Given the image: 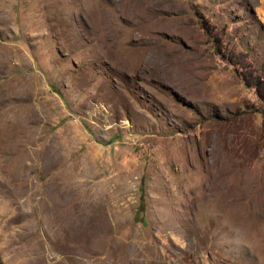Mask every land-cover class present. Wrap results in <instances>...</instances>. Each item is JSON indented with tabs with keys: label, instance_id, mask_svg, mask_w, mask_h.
<instances>
[{
	"label": "rangeland",
	"instance_id": "1",
	"mask_svg": "<svg viewBox=\"0 0 264 264\" xmlns=\"http://www.w3.org/2000/svg\"><path fill=\"white\" fill-rule=\"evenodd\" d=\"M263 185L264 0H0L3 264H264Z\"/></svg>",
	"mask_w": 264,
	"mask_h": 264
},
{
	"label": "trees",
	"instance_id": "2",
	"mask_svg": "<svg viewBox=\"0 0 264 264\" xmlns=\"http://www.w3.org/2000/svg\"><path fill=\"white\" fill-rule=\"evenodd\" d=\"M139 193H140V202H139V206H140V212H144L145 209V201H146V178L142 177L141 179V183L139 186ZM0 264H3L1 258H0Z\"/></svg>",
	"mask_w": 264,
	"mask_h": 264
},
{
	"label": "bare ground",
	"instance_id": "3",
	"mask_svg": "<svg viewBox=\"0 0 264 264\" xmlns=\"http://www.w3.org/2000/svg\"><path fill=\"white\" fill-rule=\"evenodd\" d=\"M219 173V172H218ZM220 174V173H219ZM217 175V174H216ZM220 176H221V174H220ZM262 181V180H261ZM263 188H264V185H263Z\"/></svg>",
	"mask_w": 264,
	"mask_h": 264
}]
</instances>
